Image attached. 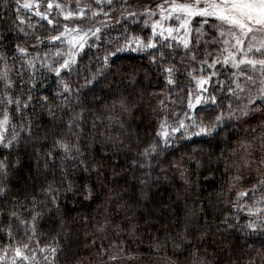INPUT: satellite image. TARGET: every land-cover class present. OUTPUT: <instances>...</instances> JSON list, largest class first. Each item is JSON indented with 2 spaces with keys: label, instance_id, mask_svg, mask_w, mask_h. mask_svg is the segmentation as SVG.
I'll use <instances>...</instances> for the list:
<instances>
[{
  "label": "trees",
  "instance_id": "obj_1",
  "mask_svg": "<svg viewBox=\"0 0 264 264\" xmlns=\"http://www.w3.org/2000/svg\"><path fill=\"white\" fill-rule=\"evenodd\" d=\"M44 2L41 0V11H44ZM67 2L75 6V0ZM143 2L155 7L158 0ZM2 4L0 0V37L3 38L0 53L6 54L8 63L12 64L15 45H27L25 37L13 28L15 13L11 0L7 9ZM52 12L55 16L56 10ZM38 19L33 17L34 21ZM56 19L61 24L71 26L73 23L58 16ZM112 25L103 30L99 41L89 40L93 46L85 49L82 64H98L96 58L105 54L110 47L108 41L121 35L127 22L117 24L113 19ZM208 50L213 51L212 48ZM112 59L114 74L108 75L103 84L83 90L76 104V110L84 107L86 117L87 138L81 141V150L98 171L82 172L72 168V162L65 161L63 153L55 149L56 139L73 140L74 136L66 127L69 118L66 110L56 108L59 103L55 100L59 90L56 78L45 73L47 78L41 77L42 86H38L34 94L47 95L58 116L50 117L35 99L32 107L24 110L31 120L32 136L22 134L19 147L8 156L10 162L18 159L19 164L10 167L5 181L9 191L5 198H0L3 225H7V214L11 211L27 216L25 207H31L33 197L42 199V190L49 184L59 186L64 176L62 165H66L70 172L67 179L81 191L76 195H62L59 210L40 220L34 237L41 246L57 247L54 264H105V261L107 264H249L250 258L257 259L260 264L254 254L264 253V230L247 229V218L242 213L239 223L236 222L235 209L230 206L234 196L228 191L231 177L241 166L239 162L244 152L241 142L264 135L257 127L261 123L260 114L250 117L248 123L225 121L210 136L187 139L176 134L173 145L153 159L151 168L140 167L135 161L141 159L140 151L155 139L158 130L153 109L159 97L152 93L167 94L168 86L147 53L129 51ZM221 73L220 79L227 80V71L221 69ZM178 85L184 89L195 87L183 74L178 77ZM26 89L24 85L18 94ZM180 95L185 96L186 91H180ZM217 96H224V93L218 92ZM121 100L131 109L130 113L122 112ZM13 117V123L18 125L20 118L16 114ZM109 135L119 136L124 142L116 144L108 140ZM49 150L54 152V160L45 168V154ZM252 151L257 160L264 154L258 140L253 141ZM5 155L7 153L0 149V159ZM176 163L179 167L174 166ZM244 176V185L251 187L256 173L244 169ZM84 188L92 190L91 199H84ZM101 224H107L103 233L97 231ZM24 239L22 230L12 241L0 232V249ZM101 244L109 253L115 251L111 246L117 245L121 258L110 261L102 257L98 248ZM36 258L40 264H48L42 254Z\"/></svg>",
  "mask_w": 264,
  "mask_h": 264
},
{
  "label": "snow or ice",
  "instance_id": "obj_2",
  "mask_svg": "<svg viewBox=\"0 0 264 264\" xmlns=\"http://www.w3.org/2000/svg\"><path fill=\"white\" fill-rule=\"evenodd\" d=\"M9 2L3 0L2 6L7 9ZM11 3L15 13L13 28L25 37L27 47L15 45L12 64L8 63L6 54L0 53V149L7 153L0 159V198H5L9 191L5 181L10 167L19 164L18 159L10 162L8 156L19 147L22 134L32 136L31 120L24 110L32 107L35 99L50 117L58 116L47 95L34 94L38 86H42L41 77L47 78L45 73L56 78L59 85L55 94V100L59 101L56 108L66 110L69 117L66 127L74 136L73 140L56 139L55 149L63 153L65 161L72 162V168L82 172L98 171L84 158L81 150V141L87 138L86 117L84 107L76 110V104L83 90H91L97 83L103 84L108 75L114 74L112 58L125 52L147 53L168 86L167 94L152 93L159 97L153 109L158 130L155 139L140 151L141 159L135 161L140 167L151 168L153 159L173 145L176 134L187 139L210 136L225 121L248 123L256 113L260 114L261 120L257 127L264 132V0H158L155 7L143 0H75L74 7L67 0H45L44 11L40 10L41 0H11ZM114 13L118 15L114 16ZM56 16L73 23L71 26L61 24ZM33 17L39 19L34 21ZM113 19L117 24L127 22V27L122 28L121 35L108 41V50L96 58L98 64H82L85 49L93 46L89 40L99 41L103 30L113 27ZM40 21L46 24L42 25ZM2 39L0 37V41ZM221 69L227 71V80L220 79ZM181 74L194 82V89L178 85ZM74 75L78 78L73 79ZM24 85L27 89L18 94ZM180 91H186V95L181 96ZM218 92L224 96L218 98ZM120 107L122 112H131L123 100ZM13 114L20 118L18 125L13 123ZM95 126L93 121L92 127ZM120 127L123 128V123ZM108 140H114L116 144L124 142L119 136L109 135ZM255 140L264 148V135L255 136ZM253 141L241 142L244 149L239 162L241 166L231 177L228 191L234 196L230 206L235 209L236 222L239 223L242 213L247 218L245 227L256 232L264 230V154L258 160L253 158ZM45 155L47 168L54 160V152L49 150ZM174 166L179 167V163ZM62 167L64 176L59 186L49 184L42 190V199L33 197L31 207H25L27 216L11 211L7 214V225H3V213H0V232L9 241L21 230L25 237L0 249V264H40L36 258L38 254H42L48 264H54L57 247L41 246L34 237L40 220L59 210L62 195H76L81 191L67 179L70 175L67 166ZM244 169L256 173L251 187L244 185ZM82 191L84 199L92 198L91 189ZM106 227L107 224H101L97 231L103 233ZM111 247L115 251L109 253L103 244L99 245L101 256L110 261L120 259L118 246ZM254 255L260 264H264V253ZM249 264H257V259L250 258Z\"/></svg>",
  "mask_w": 264,
  "mask_h": 264
}]
</instances>
